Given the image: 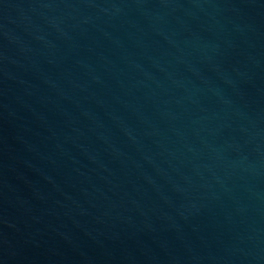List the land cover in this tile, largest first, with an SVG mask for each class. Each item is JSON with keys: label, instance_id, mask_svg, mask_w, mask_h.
<instances>
[{"label": "water", "instance_id": "water-1", "mask_svg": "<svg viewBox=\"0 0 264 264\" xmlns=\"http://www.w3.org/2000/svg\"><path fill=\"white\" fill-rule=\"evenodd\" d=\"M0 264H264V0H0Z\"/></svg>", "mask_w": 264, "mask_h": 264}]
</instances>
